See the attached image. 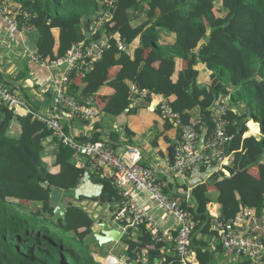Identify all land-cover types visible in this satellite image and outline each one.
Segmentation results:
<instances>
[{"label": "trees", "instance_id": "obj_1", "mask_svg": "<svg viewBox=\"0 0 264 264\" xmlns=\"http://www.w3.org/2000/svg\"><path fill=\"white\" fill-rule=\"evenodd\" d=\"M10 1L28 13L21 19L22 24L38 29L35 54L45 62L63 56L77 42L107 36V48L82 76L84 83L98 77L103 80L111 66H121L111 81L115 93L105 105L106 110L117 112L130 104L133 96L126 83L129 80L137 89L161 93L165 98L175 96L174 110L180 104L185 112L199 107L197 119L209 131L212 103L219 93H230L232 104L243 106L240 114H226L230 133L226 151L233 154L226 168L230 175L214 173L208 183L217 189L219 217H235L244 208H253L257 216L263 212L264 173L256 180L247 170L252 166L264 169V0H113L101 31L88 37L83 34L84 23L105 9L107 0ZM129 11H135L134 17ZM142 15L144 20L140 19ZM53 29L58 31L56 50ZM136 37L139 42L131 52L135 58L131 67L127 64L130 55L119 51L117 41L123 39L128 44ZM150 52L153 57L147 60ZM154 61L159 62L157 67L152 65ZM177 61L186 63L183 79L177 73ZM195 65L207 71L205 87L198 83L201 70ZM77 71L81 70H73L68 81L74 95ZM15 120L20 127L19 137L11 134ZM249 120L259 122L260 139L243 137ZM51 136L52 131L30 114L19 116L0 103V264H101L93 256L90 239H95L94 222L85 210L68 203L63 218L51 219V191L75 188L83 174L80 157L59 141L55 153L59 171L49 170L43 150ZM96 139L95 135L91 138ZM93 180L103 184L102 200L116 196L111 180ZM207 192V184H199L191 191L195 206L182 203L200 221L194 230L198 225L202 229L209 226L207 204L212 200ZM122 239L128 245L129 258L136 249L152 243L145 232L136 240L129 236ZM161 245L154 244L155 249ZM199 251L196 253L201 256V264H207L209 258ZM173 264L179 263L174 260ZM240 264L252 261L245 259Z\"/></svg>", "mask_w": 264, "mask_h": 264}, {"label": "crops", "instance_id": "obj_2", "mask_svg": "<svg viewBox=\"0 0 264 264\" xmlns=\"http://www.w3.org/2000/svg\"><path fill=\"white\" fill-rule=\"evenodd\" d=\"M135 14V11H129L131 18L134 17ZM140 19L144 20V15H142V18L140 17ZM32 29V27H30L29 30L12 28L2 17H0V77L11 91L21 99L22 104L17 110H14L15 114L19 116L26 115L27 109H33L36 112L46 115L59 113L61 115V122L65 132L79 142L92 141L91 138L95 135L97 137L95 141H107L117 154H122L127 147L138 148L141 154V164L145 167L152 166L157 169L158 177L164 183V192L167 195L176 196L181 205L184 202L187 206L194 207L196 200L191 193L192 189L199 184H207V195L212 200L207 204V215L209 217L208 222H210V227L208 226L207 228L202 229L203 226L198 225L192 233L191 245L195 252V263L201 264L202 262L201 256L199 257L196 253L197 250H200L199 252H201L206 259L209 258V261L207 259V264H222V261L220 260L221 256L227 260L226 263L233 262V264H240L243 262L242 258L244 257L223 251L219 244L212 222L214 217L221 215L220 206L216 202L218 193L213 183H208L211 175L214 173L222 171L227 176L230 175V172L226 170V168L231 165L233 154H228L224 160L217 163L215 166H202L195 164L183 175L174 174L170 169L172 161L171 156H173L172 144L181 133L180 127L176 126L172 121V123L168 121L164 122L163 118L159 115V109L154 103L148 101L152 104L151 106H135V102L147 100L137 98L135 94H133L131 91V85L133 83L131 81L126 80L133 96L130 98V104L126 108L117 112L104 109L109 99L115 93L111 81L114 80L120 70V65L111 66L105 79L102 80L101 77H98L89 83H84L82 80L84 74H80V72L77 71V77L74 79L75 95L70 91V85H67L68 92L74 97V99H76V101L95 109V118L84 119L81 116H76V114L70 113L66 109L64 110L59 106H55L53 104V95L56 86L58 85L62 68L41 65L39 62L31 58V52L25 48L24 40ZM84 29L83 26V34ZM53 32L57 41L55 44L56 50L58 45V31L57 29H53ZM138 42L139 39L137 37L134 38L127 44L128 53H124L130 55L127 64L131 67L133 66L132 64L135 59L134 56L131 55V52L136 48ZM116 56L117 58H120L119 54ZM152 57L153 55L151 52L146 55L147 60ZM158 64V61L152 63L155 67H157ZM176 64L179 78L183 79L185 77L183 72L186 68V63L183 61H177ZM142 66L143 65H140L139 68ZM195 69L201 70V75L198 77V83L201 87H205V85L208 84L207 71L199 65H195ZM100 81H102V83H100ZM83 93L87 94V96ZM166 100L171 109L177 113L181 121L183 119L185 123H189L192 122L193 119L200 117L199 107H194L185 112L183 105L180 104V107L174 110L172 107L177 103L175 96L172 95L166 98ZM142 104H144V102H142ZM242 112L243 106L240 105L234 110V113L236 114ZM252 122L258 124L257 129L251 126ZM246 125L248 130L244 133L243 137L252 135L256 139L261 138L262 135L259 122L249 120ZM204 130H208V128L203 126L201 128V135ZM11 134L15 137H19L20 127L16 120L11 125ZM52 135L53 136L47 139L44 144L43 159L48 164L50 171L58 172L59 167L55 164V153L58 149L59 142L53 133ZM80 159V161H82L81 157ZM86 161H88V159ZM89 172L91 171H88L85 174L83 170V177L78 181L77 186L71 190L54 188L60 190L62 194L59 196H51V204L55 208L57 204H62L65 207L68 203H72L85 210L94 222L92 233H100L103 225H105L106 230L113 228L118 229V224L114 219V216L120 205L122 198L121 193L111 181L115 188L116 196L102 200L100 195L103 190V184L101 182L96 183L93 179L98 178L110 181L111 178L108 174V170H105L101 174L94 173L96 174L95 177H92ZM247 173L251 178L260 180L263 176L264 169L262 166H252L248 168ZM130 187L133 190V187ZM138 198L144 207H147L149 210L157 228L153 227L154 225H151L150 223H143L137 230H131L129 234L120 236L119 240L110 241L101 245L93 236L95 238L93 240L94 243H91V247L95 249L93 256L101 264H103L105 256L109 253L114 254L125 261H134L135 264H158L163 256L169 261H172V264L174 260L178 262L175 258L176 255L173 243L170 241L155 242L150 231L165 229L174 234L176 232V225L173 218L165 211L156 208L146 195L139 194ZM88 202L93 203L92 206L94 212L86 209ZM99 205H105L107 207L108 217L110 219L109 224L108 222H103L98 219L103 218V211ZM253 212L256 215L254 209ZM257 217H259V219L264 218V210ZM199 222L200 221L197 220V224H199ZM244 227L248 230H262L258 232L254 231V233L258 234L264 240V229L255 228L250 219L245 220ZM141 232L148 233L151 237L152 243L147 244L144 248L136 249L133 252L134 256L129 258L130 256L127 253L128 245L122 238L129 236L131 239L136 240ZM95 244L100 246V248L97 249ZM107 244H111V246L105 253L103 247ZM154 244L162 245L160 249L157 250V248L155 249ZM115 250H117V254H115ZM254 264H264V257L260 259V262Z\"/></svg>", "mask_w": 264, "mask_h": 264}, {"label": "built area", "instance_id": "obj_3", "mask_svg": "<svg viewBox=\"0 0 264 264\" xmlns=\"http://www.w3.org/2000/svg\"><path fill=\"white\" fill-rule=\"evenodd\" d=\"M112 4L113 0H107L106 8L94 14L89 20L87 23L89 36L101 31L106 18L110 14ZM27 16L28 13L23 11L19 5L12 3L10 0H0V17L10 27L29 30L30 26L21 22V19ZM117 47L119 51L128 53V46L123 39L117 41ZM106 48L107 36L102 35L99 39L88 42L80 41L73 44L66 54L50 62L43 61L34 51L30 53L31 58L41 65L62 68L53 95L55 106L66 109L84 119L96 117L95 109L76 101L68 92L67 85L69 75L73 70H81L79 71L80 74H84ZM131 91L137 98L150 100L149 102L154 103L159 109L160 116L163 119H169L180 127L181 133L172 144L173 158L170 169L174 174L183 175L195 164L209 166L214 161L219 163L227 157L226 146L230 139L228 121L226 120L228 95H218L217 102L211 109V127L209 131L207 130L205 141L199 151L197 145L201 128L205 126L200 119L182 123L177 113L168 105L165 96L148 89H137L134 85L131 86ZM0 103L6 104L13 110H17L22 104L19 96L1 81ZM27 114L44 124L64 146L70 147L82 158V161H79V166L85 174L88 171L101 174L108 170L113 185L122 196L119 208L114 216L122 236L129 234L131 230H137L143 223H150L157 228L149 210L139 201V194H144L153 202L156 208L168 213L176 225L174 234L165 229L150 230L153 240L155 242H172L175 258L180 264H196L195 252L191 247V238L197 220L194 219L189 210L182 207L176 196H170L164 192V183L159 179L157 169L152 166L145 167L141 164V154L138 148L127 147L122 154H117L114 148L105 140L86 142L75 140L63 129L59 113L46 115L33 109H27ZM87 159L88 161H86ZM82 177L83 175H81L80 180ZM130 186L133 187V190ZM246 219H250L255 228L264 229V218L259 219L250 208L242 209L240 213L232 218L224 219L216 216L212 219V222L222 250L249 259L254 264L256 260L264 257V240L254 233V231L262 230H248L244 227ZM103 264H135V262L125 261L109 253L105 256ZM158 264H172V261L163 256Z\"/></svg>", "mask_w": 264, "mask_h": 264}, {"label": "water", "instance_id": "obj_4", "mask_svg": "<svg viewBox=\"0 0 264 264\" xmlns=\"http://www.w3.org/2000/svg\"><path fill=\"white\" fill-rule=\"evenodd\" d=\"M88 22L84 23V36L88 37L89 36V31H88ZM38 34V29L37 28H33L29 34L27 35V37L24 40V46L25 48L30 51L33 52L34 51V42L36 39V36ZM143 63H141L142 65ZM133 101V100H132ZM134 102V101H133ZM142 102H144V104H142ZM135 106H151L152 104H150L148 101H137L135 102ZM247 114H249V112H247ZM241 125V124H240ZM207 134V130H204L203 134L200 136L199 138V142L197 145V149L200 151L201 147L205 141V136ZM264 155V154H263ZM173 156H171L172 159ZM65 207L62 204H57L56 207L53 210V215L51 216L52 220H57L59 218H63L64 214H65ZM93 236L96 238V240L98 241V243L101 245L103 243H107L110 241H115V240H119L120 236H121V231L118 229H105V225H103L101 232L100 233H93Z\"/></svg>", "mask_w": 264, "mask_h": 264}, {"label": "rangeland", "instance_id": "obj_5", "mask_svg": "<svg viewBox=\"0 0 264 264\" xmlns=\"http://www.w3.org/2000/svg\"><path fill=\"white\" fill-rule=\"evenodd\" d=\"M159 94H161V93H159ZM219 94H226V95H228V101H227V108H228V110H227V112L228 111H233L234 112V110L235 109H237V107L235 106V105H233L232 104V102H231V94L230 93H219ZM218 94V95H219ZM162 95V94H161ZM218 95H217V97H218ZM217 97H216V99L214 100V102L212 103V105H211V107H210V109H212V107L216 104V102H217ZM155 105V104H154ZM156 106V105H155ZM240 106H242V105H240ZM234 107H236V108H234ZM227 120V119H226ZM251 126L253 127V128H258V125L255 123V122H252V124H251ZM59 141V140H58ZM60 142V141H59ZM229 154H231V153H229ZM173 155V154H172ZM228 156V155H227ZM173 158V157H172ZM222 160H224V159H222ZM62 194V192L60 191V190H57V189H53L52 190V193H51V196H59V195H61ZM93 203L92 202H88L87 203V205H86V209H88V210H90V211H92V212H94V210H93ZM99 207L102 209V211H103V218H98V219H100V220H102L103 222H108V224H109V222H110V219H109V217H108V212H107V207L105 206V205H99ZM121 231V230H120ZM121 236H122V232H121ZM94 239H90V243H94V241H93ZM96 245V244H95ZM110 246H111V244H107V245H105L104 247H103V249H104V251H105V253L108 251V249L110 248ZM96 247H97V249H99L100 248V246H97L96 245ZM116 252H115V254H117V250H115ZM220 260L222 261V264H225L226 263V259H224V257L223 256H221L220 257ZM245 260V258H242V261H244ZM257 262H260V259H258V260H256L255 261V263H257ZM226 264H233V262H227Z\"/></svg>", "mask_w": 264, "mask_h": 264}]
</instances>
